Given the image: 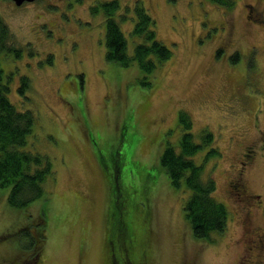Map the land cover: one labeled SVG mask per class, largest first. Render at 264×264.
Instances as JSON below:
<instances>
[{
	"label": "rangeland",
	"instance_id": "obj_1",
	"mask_svg": "<svg viewBox=\"0 0 264 264\" xmlns=\"http://www.w3.org/2000/svg\"><path fill=\"white\" fill-rule=\"evenodd\" d=\"M102 1L16 6L0 0L8 43L18 51L0 55L4 75L11 74L8 97L17 109L34 110L28 140L49 156L54 171L44 196L26 208L10 206L8 187L0 186V264H104L102 229L111 196L109 179L93 158L99 150L122 161L116 178L126 205L138 201L140 211L151 210L153 264H249V258L264 264V243L252 249L247 242L257 228L264 232V0H233L231 7L210 0H141L155 19L156 38L171 50L148 74L136 61L121 66L105 59V17L90 10ZM134 1L119 0L115 13L130 55L137 41L130 35ZM124 7L130 10L122 18ZM20 75L30 80V99L19 93ZM182 111L197 142L204 131L213 135L193 159L204 166V178L215 180L213 196L229 211L226 230L209 241L192 235L183 209L189 191L172 188L159 163L165 141L177 145L182 136ZM248 145L257 155L244 179L262 202L251 215L228 185ZM210 147L218 154L204 159ZM126 205L119 209L123 216ZM38 217L45 235L21 247L28 241L22 233L36 232Z\"/></svg>",
	"mask_w": 264,
	"mask_h": 264
},
{
	"label": "trees",
	"instance_id": "obj_2",
	"mask_svg": "<svg viewBox=\"0 0 264 264\" xmlns=\"http://www.w3.org/2000/svg\"><path fill=\"white\" fill-rule=\"evenodd\" d=\"M210 1L226 7L234 5L233 0ZM119 7V0H103L90 7L91 13L101 11L105 17V59L121 66H128L136 61L138 67L148 74L159 62L165 61L170 56L171 50L156 38L155 19L149 9L144 7L141 0H135L130 35L137 41L130 55L127 37L121 30L119 17L115 15ZM124 9L122 18L127 17L130 10L128 7ZM10 38L8 25L0 15V55L4 52H18L11 43H8ZM152 54L155 57H151ZM236 55L234 54L233 58ZM10 76L11 74L4 75L0 66V186L8 187L7 200L10 206L26 208L28 204L44 196V182L54 174V171L49 156L34 149L32 139L28 140L37 120L34 110H19L8 97L11 91ZM19 81L20 85L17 87L19 93L30 99L25 95L29 89V78L20 75ZM141 82L143 85L146 83ZM177 123L182 129V136L177 145H170L167 140L165 141L166 146L159 159L160 167L164 169L172 188L189 191L183 206L184 218L196 239L209 241L212 234H220L226 230L229 221L228 207L213 196L217 188L215 180L212 177L204 178L202 176L204 166L193 159L199 149L211 144L213 135L209 131H204L200 141L197 142L190 131L192 123L187 112H179ZM205 154L204 159H207L216 156L218 151L210 147ZM97 156L93 158L97 161L98 169L102 170L105 180L107 178L110 180H107L111 196L110 207L107 211L105 228L102 229V234L104 232L106 234L107 244L106 246L103 243V248H106L102 256L104 264H153V253L150 249L151 210L145 206L144 210L140 211L138 201L133 202L131 206L126 205L123 196L126 190L122 184H118L120 182L116 178L121 172L120 158L116 160L113 156L107 157L100 150ZM110 174L112 177L109 178ZM123 205L129 208V213L124 216L119 211ZM38 219L40 223L35 224L38 227L36 232L28 229L22 233L28 241L24 245L21 241V247L35 245L37 243L35 239L38 240L45 235V228L39 225L43 220L41 217ZM82 255L85 254L81 253L79 256Z\"/></svg>",
	"mask_w": 264,
	"mask_h": 264
},
{
	"label": "flooded vegetation",
	"instance_id": "obj_3",
	"mask_svg": "<svg viewBox=\"0 0 264 264\" xmlns=\"http://www.w3.org/2000/svg\"><path fill=\"white\" fill-rule=\"evenodd\" d=\"M264 139V138H263ZM254 145H248L245 146L244 151L240 152V158L238 159V163H240L238 166V168H236V179L235 180H230L228 182L229 188H230V192L231 194L236 197L237 201L240 202L239 204H245L242 205V207H247L246 210L247 211V215H251L252 209H256V205L261 206V203L259 201V197L260 195L258 194H252L249 193V189L247 187V184L245 182V176L247 175L248 168L249 166L252 164V161L255 159L257 153L254 150ZM98 157V156H97ZM252 167V166H250ZM237 169H239L238 173H237ZM232 179V178H231ZM253 197H257L258 200H254V204L251 205L250 199H252ZM243 202V203H242ZM256 204V205H255ZM103 223H104V218H103ZM104 228H105V223H104ZM258 230V231H257ZM255 232V234L253 235V233ZM252 233V239L251 240H247V242L251 245V248L253 249H261L263 243H264V232H261L258 228L256 229V231H254ZM105 234V232H104ZM104 241L106 244V234L104 237ZM107 246V244H106ZM250 263L249 264H253L254 259L249 258Z\"/></svg>",
	"mask_w": 264,
	"mask_h": 264
},
{
	"label": "water",
	"instance_id": "obj_4",
	"mask_svg": "<svg viewBox=\"0 0 264 264\" xmlns=\"http://www.w3.org/2000/svg\"><path fill=\"white\" fill-rule=\"evenodd\" d=\"M12 1L17 6V5H22L23 3L27 2V1H30L31 2V1H34V0H12Z\"/></svg>",
	"mask_w": 264,
	"mask_h": 264
}]
</instances>
